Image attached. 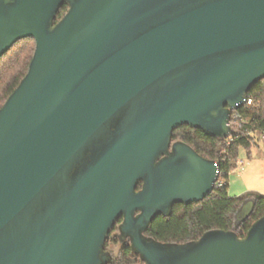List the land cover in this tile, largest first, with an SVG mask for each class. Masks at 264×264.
<instances>
[{
	"label": "water",
	"instance_id": "water-1",
	"mask_svg": "<svg viewBox=\"0 0 264 264\" xmlns=\"http://www.w3.org/2000/svg\"><path fill=\"white\" fill-rule=\"evenodd\" d=\"M28 38L0 109V264H109L120 221L140 264H264V217L243 238L145 235L213 193L219 165L173 134L233 135L264 80V0H0V59Z\"/></svg>",
	"mask_w": 264,
	"mask_h": 264
},
{
	"label": "trees",
	"instance_id": "trees-1",
	"mask_svg": "<svg viewBox=\"0 0 264 264\" xmlns=\"http://www.w3.org/2000/svg\"><path fill=\"white\" fill-rule=\"evenodd\" d=\"M65 4L55 20L58 23L67 13ZM36 49L33 38L21 40L12 50L0 59V109L27 75ZM248 100L242 108L233 111L231 126L233 135L220 140L206 135L201 130L183 126L173 134V142H182L191 147L198 155L219 165L220 181L224 186L214 189L213 193L198 204H178L173 207L171 216L157 217L149 226L145 235L164 244H186L199 240L212 230L232 231L240 238L251 226L264 217V195L247 192L239 198L229 196V176L238 167L240 149L248 155L251 150L264 141V80L255 85L248 94ZM141 188V186L139 187ZM250 203L251 211L239 219L242 208ZM121 223V222H120ZM119 223V224H120ZM115 228L106 242V251ZM120 254L112 256L109 264H140V257L133 254L130 241H120Z\"/></svg>",
	"mask_w": 264,
	"mask_h": 264
},
{
	"label": "rangeland",
	"instance_id": "rangeland-1",
	"mask_svg": "<svg viewBox=\"0 0 264 264\" xmlns=\"http://www.w3.org/2000/svg\"><path fill=\"white\" fill-rule=\"evenodd\" d=\"M239 154L238 161H243L244 166H238L237 169L230 174L229 196L232 198H239L247 192H258L264 195V141L261 140L258 146L251 150L250 156L247 150L243 148L240 149ZM251 209V204H246L240 211L238 216L239 219H243L247 216ZM116 234L117 232L115 231L112 235L113 239ZM120 250L118 241L114 239V241L110 242L108 251L114 258L120 254Z\"/></svg>",
	"mask_w": 264,
	"mask_h": 264
},
{
	"label": "built area",
	"instance_id": "built-area-1",
	"mask_svg": "<svg viewBox=\"0 0 264 264\" xmlns=\"http://www.w3.org/2000/svg\"><path fill=\"white\" fill-rule=\"evenodd\" d=\"M247 103L251 104V100H248ZM232 127V126H231ZM238 166L242 167L244 166V162L243 161H238ZM219 176H220V172H219ZM224 186V183L222 181H219L215 184V188L216 189H219V188H222Z\"/></svg>",
	"mask_w": 264,
	"mask_h": 264
},
{
	"label": "flooded vegetation",
	"instance_id": "flooded-vegetation-1",
	"mask_svg": "<svg viewBox=\"0 0 264 264\" xmlns=\"http://www.w3.org/2000/svg\"><path fill=\"white\" fill-rule=\"evenodd\" d=\"M121 222V221H120ZM120 222H118V224L116 225V227L115 228H118V230H116V232H117V234L115 235V236H117V238H118V242H122V241H126V240H129V239H126V240H123L122 239V237H121V233H120V230H119V227H120V225H121V223ZM120 223V224H119ZM130 241V240H129Z\"/></svg>",
	"mask_w": 264,
	"mask_h": 264
},
{
	"label": "crops",
	"instance_id": "crops-1",
	"mask_svg": "<svg viewBox=\"0 0 264 264\" xmlns=\"http://www.w3.org/2000/svg\"><path fill=\"white\" fill-rule=\"evenodd\" d=\"M245 171V170H244ZM247 171V170H246ZM247 173V172H246ZM249 209V208H248Z\"/></svg>",
	"mask_w": 264,
	"mask_h": 264
}]
</instances>
